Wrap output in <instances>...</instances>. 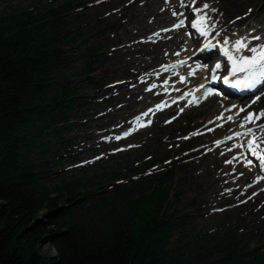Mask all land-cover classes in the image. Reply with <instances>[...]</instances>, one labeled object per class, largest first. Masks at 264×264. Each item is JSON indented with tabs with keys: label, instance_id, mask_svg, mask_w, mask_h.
<instances>
[{
	"label": "trees",
	"instance_id": "trees-1",
	"mask_svg": "<svg viewBox=\"0 0 264 264\" xmlns=\"http://www.w3.org/2000/svg\"><path fill=\"white\" fill-rule=\"evenodd\" d=\"M4 34L0 30V153L11 145V130L21 125L22 101L35 96L39 90L35 79L45 74L43 68L37 73L36 65L16 51L19 41ZM9 151L15 152L10 148L4 157L0 155L2 168L14 165ZM73 198L70 190L55 197L33 193L23 182L19 185L0 174V264H189L173 256L156 257L154 248L161 244L156 246L155 221L138 218L117 224L125 230L116 229L110 244L88 237L84 225L64 217L61 208L55 212L59 201L72 202ZM40 213L43 216L38 218ZM148 233L151 240L146 238ZM42 244H51L55 255L39 257L37 248Z\"/></svg>",
	"mask_w": 264,
	"mask_h": 264
},
{
	"label": "snow or ice",
	"instance_id": "snow-or-ice-1",
	"mask_svg": "<svg viewBox=\"0 0 264 264\" xmlns=\"http://www.w3.org/2000/svg\"><path fill=\"white\" fill-rule=\"evenodd\" d=\"M181 6L182 7L186 6L184 5L183 0H181ZM192 6L195 9V0ZM208 7H209L208 5H205L203 9H201L200 11H197L196 13L197 16L200 15V12L206 11ZM203 24H207V17H204L202 20H197L196 23L193 24V27L198 28L203 35L208 36L210 33L206 31L203 27H201V25ZM255 39L259 40V39H262V37L257 36L255 37ZM230 43H231L230 41H225L226 45H230ZM214 47H215L214 44L205 43L204 49H202L201 51H204V50L211 51L212 48ZM234 50L236 53H241L244 51H252L253 53H255V55H253L252 57L236 56L232 54V50L230 47H224L223 48L224 55L232 63L231 76L228 78V80H225L224 83H230L232 80V77L242 76V79L239 82L232 84V87L238 88L241 91L249 90V91L254 92L259 85L264 84V46H262L259 51L255 48L249 49L247 42H246V38H245V39L238 40L235 42ZM223 67L224 66L222 64L216 65V69L212 73L213 79H216V74L218 72L223 71ZM192 74L193 73L191 72L189 73V75H192ZM201 87H203V85H201ZM210 93H211V90L209 89L206 92V95ZM259 99L260 97L257 96L256 100H259ZM253 103H255V100L253 101ZM240 111H244V109H240ZM257 119L264 120V112H261L258 117L256 113H250L248 117L246 118L245 124L252 123ZM245 124H241V127H245ZM260 131H264V129H260ZM128 134L129 133H125V135H128ZM248 134L253 135V139L248 143L247 148L249 151H251L253 156H257L256 149L260 147H264V145H259L256 142L255 134L251 130L249 131ZM236 135L239 136L241 134H236ZM116 138L120 139L121 137L118 136ZM241 147L243 148V145H241ZM257 158L260 159L261 161H264V154L258 155ZM96 159H100V157H97Z\"/></svg>",
	"mask_w": 264,
	"mask_h": 264
},
{
	"label": "rangeland",
	"instance_id": "rangeland-1",
	"mask_svg": "<svg viewBox=\"0 0 264 264\" xmlns=\"http://www.w3.org/2000/svg\"><path fill=\"white\" fill-rule=\"evenodd\" d=\"M21 2L23 5H28L29 3H32L34 0H16ZM248 0H217V2L224 7V5L226 6V8L228 9H232L234 10L236 7H239L241 5H243L245 2H247ZM216 198H218V196H216ZM220 200V198H218ZM182 211H188V209L186 208H182ZM205 218V216H191V224L192 225H196L198 227L203 226L205 224V221L203 220ZM39 251L42 255H53V250L52 247L49 244H42L39 248Z\"/></svg>",
	"mask_w": 264,
	"mask_h": 264
},
{
	"label": "bare ground",
	"instance_id": "bare-ground-1",
	"mask_svg": "<svg viewBox=\"0 0 264 264\" xmlns=\"http://www.w3.org/2000/svg\"><path fill=\"white\" fill-rule=\"evenodd\" d=\"M19 194H21L22 196H24L25 194L24 193H22V192H19ZM76 231H77V229H76ZM85 237V236H84ZM84 237H80V238H83L82 240H84V241H88V239L87 238H84ZM96 240V239H95Z\"/></svg>",
	"mask_w": 264,
	"mask_h": 264
}]
</instances>
